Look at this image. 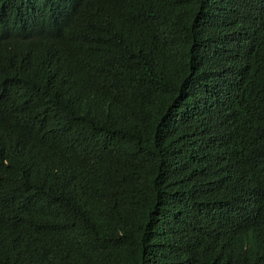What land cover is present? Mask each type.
Masks as SVG:
<instances>
[{"label": "trees", "instance_id": "trees-1", "mask_svg": "<svg viewBox=\"0 0 264 264\" xmlns=\"http://www.w3.org/2000/svg\"><path fill=\"white\" fill-rule=\"evenodd\" d=\"M0 264H264V0H0Z\"/></svg>", "mask_w": 264, "mask_h": 264}]
</instances>
